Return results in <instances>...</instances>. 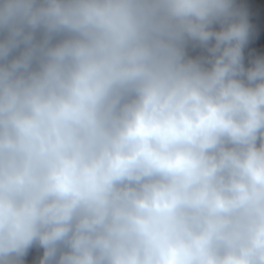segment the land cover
I'll return each instance as SVG.
<instances>
[{
    "label": "clouds",
    "instance_id": "1",
    "mask_svg": "<svg viewBox=\"0 0 264 264\" xmlns=\"http://www.w3.org/2000/svg\"><path fill=\"white\" fill-rule=\"evenodd\" d=\"M0 264H264V0H0Z\"/></svg>",
    "mask_w": 264,
    "mask_h": 264
}]
</instances>
